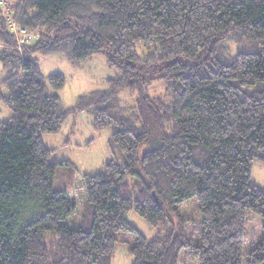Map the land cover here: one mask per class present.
Masks as SVG:
<instances>
[{
	"label": "trees",
	"instance_id": "trees-1",
	"mask_svg": "<svg viewBox=\"0 0 264 264\" xmlns=\"http://www.w3.org/2000/svg\"><path fill=\"white\" fill-rule=\"evenodd\" d=\"M6 1L35 40L15 49L0 7V102L12 111L0 122V264H113L119 244L133 264H181L185 250L200 264H264V189L252 179L264 164V0ZM53 55H102L119 76L65 108L66 77L40 69ZM80 113L112 131L122 161L80 177L76 228L71 194L55 188L58 168L73 164L43 135ZM192 199L198 241L180 212ZM250 214L262 238L246 262Z\"/></svg>",
	"mask_w": 264,
	"mask_h": 264
},
{
	"label": "rangeland",
	"instance_id": "rangeland-1",
	"mask_svg": "<svg viewBox=\"0 0 264 264\" xmlns=\"http://www.w3.org/2000/svg\"><path fill=\"white\" fill-rule=\"evenodd\" d=\"M40 69L45 76L63 74L66 77V86L57 93L62 99L65 108L74 107L77 99L94 91L106 90L108 80L117 78L119 72L107 65L102 55H96L82 64H73L63 55L41 57ZM49 93H54L51 89ZM158 96L164 94L161 85H155L151 92ZM124 100H130L127 94L122 95ZM134 99V98H132ZM135 100V99H134ZM12 116V111L0 102V122H5ZM92 116L80 113L71 116L58 134L43 135L44 144L49 149L56 150L55 158L60 161H69L72 167H59L57 170L55 188L65 189L71 194L73 203L78 208L77 215L71 219L73 226L81 224L82 212L86 203V193L81 188L84 174L95 175L103 172L106 163L112 160H121L117 149H111L112 131L96 132L92 125ZM253 182L264 189V164L256 162L252 170ZM180 212L187 221L186 234L189 239L199 240L201 215L198 203L192 199L180 207ZM128 221L137 227L150 241L156 236V231L135 212L129 213ZM262 221L259 217L250 214L247 226L245 254L247 256L261 242ZM113 264H133V258L124 244L117 246V253ZM181 264H200L189 250L181 254Z\"/></svg>",
	"mask_w": 264,
	"mask_h": 264
},
{
	"label": "built area",
	"instance_id": "built-area-1",
	"mask_svg": "<svg viewBox=\"0 0 264 264\" xmlns=\"http://www.w3.org/2000/svg\"><path fill=\"white\" fill-rule=\"evenodd\" d=\"M0 7L4 10L9 30L16 39L15 49L22 53L23 48L26 45L31 44L35 40V38L27 29L18 25L15 14L8 6L6 0H0Z\"/></svg>",
	"mask_w": 264,
	"mask_h": 264
}]
</instances>
